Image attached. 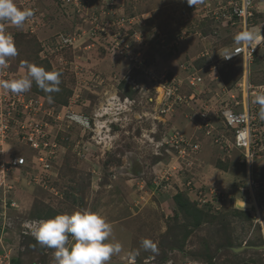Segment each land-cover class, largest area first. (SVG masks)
Segmentation results:
<instances>
[{"label": "rangeland", "instance_id": "374dc122", "mask_svg": "<svg viewBox=\"0 0 264 264\" xmlns=\"http://www.w3.org/2000/svg\"><path fill=\"white\" fill-rule=\"evenodd\" d=\"M16 3L33 16L22 28L0 24L17 48V55L7 59L9 80L27 77L26 64L59 71L60 92L45 93L34 82L27 92L44 97L50 109L66 113L71 105L90 118L92 127L99 120L106 126L94 131L80 124L65 127L71 119L61 113L65 142L52 175L34 179L33 168L8 172V186L0 187V223L7 202L3 245L12 258L56 264L54 250L40 249L33 227L24 223L91 210L112 224L109 239L122 245L109 264H264V149L249 167L240 150L228 142L223 147L194 125L204 107H225L223 87L232 88L242 78L243 60L222 57L239 44L234 37L255 32L264 40V0H254L246 25L204 17L181 0ZM259 55L262 62L255 61L250 71L255 85L264 83V51ZM176 75L183 78L177 94L183 100L169 104L165 113L166 79ZM192 76H197L193 84ZM212 111L211 120L219 122V111L216 116ZM56 129L53 124L49 132L54 135ZM179 131L202 141L197 154L178 157L170 139ZM224 134L232 140L231 133ZM7 149L33 153L17 138ZM187 176L204 189L205 199L211 198L210 190H219V201L206 203L214 208L200 212L205 204L192 191L185 197L188 209L181 208L175 195L186 190ZM197 217L201 223L194 225ZM144 239L157 251L144 250ZM242 245L261 248L231 249Z\"/></svg>", "mask_w": 264, "mask_h": 264}, {"label": "built area", "instance_id": "2783aa9c", "mask_svg": "<svg viewBox=\"0 0 264 264\" xmlns=\"http://www.w3.org/2000/svg\"><path fill=\"white\" fill-rule=\"evenodd\" d=\"M26 1L30 2L31 0ZM65 1H80V6L86 2V0ZM181 1L187 3V0ZM191 7L193 11H198L204 17H224L229 20L231 25L236 24L238 21L242 25H246L249 23L248 20L253 16L254 0H222V2L220 0H202V3ZM1 23L3 24L2 21H0ZM0 31L3 30L0 29ZM4 31L6 32L5 29ZM260 41L264 40L256 39L251 45L239 43L232 50L222 55L223 57L231 52L237 54L231 59L223 58L227 62L242 58L244 62L242 78L232 88L226 87L224 84L222 85L224 86L223 94L228 96V104L225 107H216L218 109H214L215 106L212 105L204 107L200 115L198 114L197 120L199 118V121L194 124L197 132L198 129H201L204 131L205 136L214 137L216 142H228L240 150L244 155V161L249 167H252L258 156V152L264 147V125L258 117L259 109L257 104L251 101V97L264 93V83L254 85L250 81L251 65L254 61L255 54L259 48L264 49V42ZM1 74L7 77L3 78L0 76V83L10 81L6 67L0 69ZM175 77L170 78V80L166 79L169 85L164 87L168 95V99L165 100L164 104L165 110L163 112L165 113L171 108L169 104H175V102L183 100L182 96L177 95L179 85L182 84L183 78L177 75ZM189 78V82L193 84L197 76ZM199 80L200 78L197 81ZM220 99L222 98L220 97ZM212 109L214 110L212 111ZM211 111L214 112L215 116L219 111L220 114H217V116L221 117L219 118V122L216 121V118L215 122L211 120ZM65 112L61 113H64L67 118L69 117L71 119L66 123L65 127L80 124L94 131L97 126H100V128L106 126L102 123L103 121L99 120V123L95 121L92 127L90 118L84 114L75 113L71 105L67 107ZM61 113L53 110V108H48L44 97L28 92L13 94L3 87H0V187L8 186L6 183L7 174L14 169L27 168L29 170L33 168L35 171L30 174L34 179H45L52 175L54 163L59 160L63 150L61 144L64 141L58 140L59 132L64 130L62 128L63 117ZM53 124L57 128L54 135L49 132V128ZM225 131L226 134L231 133L232 140L225 137ZM177 133L170 140L176 148L178 157H182L184 154L193 156L200 151L202 141L199 138L195 137L191 139L190 136H186L181 131ZM14 138H17V142L21 145L26 146V149L33 150V153L29 156L27 154L11 153L7 149V145L13 142ZM85 142L83 139L82 143L85 144ZM226 146L227 144L224 143L223 147ZM176 166L173 165L172 168L178 171L182 169L180 166ZM190 184L191 181L187 183L188 186ZM189 190L196 193L198 201L203 204L209 203L210 200L213 203H216V200L219 201V190H210L209 192L205 190L211 196L209 199H205L207 194H204L202 187L197 188L196 184L194 187H190ZM10 204L12 206L15 205V203ZM3 207L4 211L1 213L3 215V222L0 223V228H2L0 229V244L3 247V251H0V264H12L11 249L3 245V234H5L3 228H5V224L7 223L4 220V213L7 209V202L3 203ZM33 225L34 223L31 222L24 223L26 227H33ZM179 264L194 263L192 261H184Z\"/></svg>", "mask_w": 264, "mask_h": 264}, {"label": "clouds", "instance_id": "9594fccd", "mask_svg": "<svg viewBox=\"0 0 264 264\" xmlns=\"http://www.w3.org/2000/svg\"><path fill=\"white\" fill-rule=\"evenodd\" d=\"M187 3L189 6H195L202 3V0H187ZM32 16L33 12L19 7L16 0H0V21L10 22L17 28H22ZM234 39L237 43L251 45L253 41H256V33L241 32ZM16 55L17 48L12 36L0 31V69L7 67V59ZM235 55H237L235 52H231L223 58L231 59ZM25 67L27 77L2 82L0 87L13 94H20L29 91L34 82L45 93L60 92L61 73L59 71H47L35 64H26ZM250 79L254 84L252 78ZM48 98L50 102L53 99L51 95ZM251 101L257 104L258 117L264 125V93L251 97ZM112 232V224L102 214L82 210L70 214L59 213L35 222L32 236L42 247L54 250L56 264H109L111 258L122 251V245L119 242L109 239ZM141 244L146 251H157L155 243L149 239H144Z\"/></svg>", "mask_w": 264, "mask_h": 264}, {"label": "trees", "instance_id": "16d2710c", "mask_svg": "<svg viewBox=\"0 0 264 264\" xmlns=\"http://www.w3.org/2000/svg\"><path fill=\"white\" fill-rule=\"evenodd\" d=\"M209 18H211V19H213L214 20V18L213 17H209ZM39 45H40V42H39ZM41 46V45H40ZM264 51V49L263 48H259L258 50H257V52H256V54H255V59H254V62L256 61H261L262 62V58H260L259 56V53L261 52V51ZM241 59V61H242V58H237V59H235V60H240ZM40 60H42V61H45L46 63H49V60H46V59H40ZM255 66V63H253V67ZM255 79H253V81H254ZM69 93H71V91L69 92ZM67 103H68V101H67ZM66 103V104H67ZM58 140H61V141H64L65 142V139L63 138V134L62 133H60L59 132V134H58ZM55 167H53V169H54ZM180 173H184V170L183 169H181V170H179L178 171V174H180ZM186 181L184 180V186H185V188H186V190H183V189H179V191L177 192V194L175 195V197H176V200H177V203L181 206V208L182 209H184V207H186L187 209H188V203L186 202V193H190V187H194L195 186V183H193L194 181H192L191 180V176H187L186 178ZM189 181H191V184H190V186H188L187 185V183L189 182ZM185 195V196H184ZM196 204V203H195ZM194 207H195V205H193ZM197 206H198V204H197ZM205 207H207V208H214V206H212V205H210V204H205L203 207H201V208H197V209H199L200 210V212L202 211V209L203 210H208V209H206ZM202 214V213H201ZM249 215V214H248ZM250 216V215H249ZM201 223V219H200V217H197V220H196V222H195V224L194 225H199ZM29 237V236H28ZM30 241L31 242H33L34 240L33 239H30ZM228 245V247L229 246H232L233 245V243H229V244H227ZM38 247L40 248V249H42V250H44L45 248H47V247H41V245H39L38 244ZM48 249H50V248H48ZM232 252V251H231ZM232 254L233 255H235V253H233L232 252ZM236 255H239V254H236ZM211 261V260H210ZM183 262V261H182ZM213 261H211L210 262V264H213L212 263ZM12 264H22L19 260H17V259H15V258H12ZM32 264H36L35 262H33Z\"/></svg>", "mask_w": 264, "mask_h": 264}, {"label": "water", "instance_id": "95a60500", "mask_svg": "<svg viewBox=\"0 0 264 264\" xmlns=\"http://www.w3.org/2000/svg\"><path fill=\"white\" fill-rule=\"evenodd\" d=\"M262 247L264 248V246H262ZM247 248L259 249L261 247H259V246H251V245H242V246H239V247H231L233 252H241L242 250L247 249Z\"/></svg>", "mask_w": 264, "mask_h": 264}]
</instances>
